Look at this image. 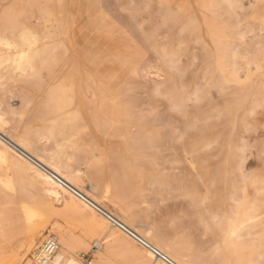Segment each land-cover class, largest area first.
<instances>
[{"label":"rangeland","instance_id":"374dc122","mask_svg":"<svg viewBox=\"0 0 264 264\" xmlns=\"http://www.w3.org/2000/svg\"><path fill=\"white\" fill-rule=\"evenodd\" d=\"M24 1L9 0L8 5ZM186 2L188 12L174 15L161 0H66L60 37L73 56L96 53L102 77L113 70L126 74L121 85L129 89L128 101L158 138V146L149 152L119 144L117 137L103 144L88 133L92 146L85 151L98 163L89 166L90 177L98 186L110 184L140 228H151L199 262L221 264L216 231L233 206L230 196L247 180L264 181V0H234L231 7L213 12L217 27L225 29V34L215 31L218 49L208 42L204 10L197 0ZM84 26L90 31L80 38L76 28ZM94 36L93 50L86 43ZM221 44L229 78L225 83L217 65ZM13 95L5 98L18 108L19 93ZM251 110L259 111L258 116ZM145 155L153 156L156 166H146L141 160ZM121 157L128 158L130 166H122ZM74 163L84 162L78 158ZM12 187L0 195V223L15 234L11 242L15 245L27 236L21 206L45 210L53 204L14 177ZM106 206L112 208L108 202ZM70 220L57 214L49 217L42 235L53 234L56 226L66 229ZM70 228L90 244L88 233ZM94 251L98 250L91 244L88 251L76 249L73 256L87 264Z\"/></svg>","mask_w":264,"mask_h":264},{"label":"bare ground","instance_id":"6f19581e","mask_svg":"<svg viewBox=\"0 0 264 264\" xmlns=\"http://www.w3.org/2000/svg\"><path fill=\"white\" fill-rule=\"evenodd\" d=\"M8 1L0 0V195L12 191L14 177L16 183L51 201L53 207L49 209L48 205L43 210L34 205L21 206L27 236L19 244L11 243L15 234L6 223H0V264H30L29 256L33 257L40 243L49 237L57 240L58 249L48 264H85L73 253L76 249L88 251L91 244L98 251H94V259L87 264H169L166 260L173 264H208L186 255L151 228L137 226L130 209L113 195L110 184L98 186L90 177L89 166L98 163L89 160L85 151L92 146L86 139L88 133L103 144L117 137L119 144L128 147L138 145L153 150L158 146L157 136L146 129L144 117L135 113L128 101L129 89L121 85L126 74L113 70L102 77L96 53L72 55L65 39L60 37L65 28L66 0H25L9 5ZM186 1L161 3L172 8V14H184L191 8ZM197 2L206 13L208 42L218 49V38L214 36L218 22L212 14L231 7L234 0ZM76 29L80 38L90 31L85 26ZM96 43L94 36L86 45L94 50ZM220 49L218 72L220 81L225 83L229 79L225 70L226 49L222 44ZM30 89L40 94H32ZM14 92L19 93L18 108L5 98L13 97ZM38 97L40 101L36 102ZM256 111L251 110V114L256 115ZM125 157H121L122 166H130ZM78 158L83 165L74 163ZM142 159L146 166H156L153 156L145 155ZM247 181L237 186L240 192L230 196L233 206L224 218V226L216 231V252L221 264H264V181ZM55 214L71 219L66 229L60 225L53 227V234L42 235L43 225ZM70 226L88 233L90 244L75 236ZM132 235L158 250L166 260L155 258L150 250L138 246Z\"/></svg>","mask_w":264,"mask_h":264},{"label":"built area","instance_id":"2783aa9c","mask_svg":"<svg viewBox=\"0 0 264 264\" xmlns=\"http://www.w3.org/2000/svg\"><path fill=\"white\" fill-rule=\"evenodd\" d=\"M110 221L115 223V221L107 216ZM116 225L124 230V228L116 223ZM133 238L136 240L137 244L140 246L145 247L146 249L150 250V252L153 254L155 258L166 260L158 250L155 248L149 246L147 243L143 242L142 240L138 239L134 235H132ZM58 249V243L57 240L54 237H49L47 240L43 241L42 244L39 246V248L36 251V254L30 259V264H48L49 260L52 258L54 253ZM169 264H173L170 261L166 260Z\"/></svg>","mask_w":264,"mask_h":264}]
</instances>
